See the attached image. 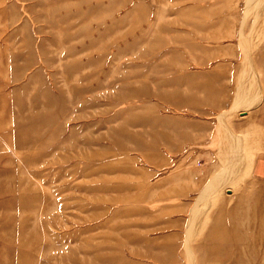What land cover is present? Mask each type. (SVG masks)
<instances>
[{
  "label": "rangeland",
  "instance_id": "rangeland-1",
  "mask_svg": "<svg viewBox=\"0 0 264 264\" xmlns=\"http://www.w3.org/2000/svg\"><path fill=\"white\" fill-rule=\"evenodd\" d=\"M263 218L264 0H0V264H264Z\"/></svg>",
  "mask_w": 264,
  "mask_h": 264
},
{
  "label": "bare ground",
  "instance_id": "bare-ground-1",
  "mask_svg": "<svg viewBox=\"0 0 264 264\" xmlns=\"http://www.w3.org/2000/svg\"><path fill=\"white\" fill-rule=\"evenodd\" d=\"M247 2H248V4L252 7L253 6V4L255 5L256 4V0H247ZM251 3V4H250ZM260 13V12H259ZM260 15V14H259ZM250 39V38H249ZM244 87H242V89H240V94H238L237 95V97H236V103H235V105L237 106V107H241V108H248V107H250V106H252L254 103H255V99H256V96L254 95V97L252 98V99H250L249 97H247V94H246V90H247V85L244 83ZM252 84L250 83V85H249V87H248V91H247V93L249 92V91H251L252 90ZM246 94V95H245ZM221 134V133H220ZM218 139V138H217ZM235 139H236V137H234L233 135H231V133L229 132V131H227V134H226V141H227V152H226V150H225V152H226V154H224V155H227L228 157H231V156H233V153L235 152V150H236V148L239 146L236 142H235ZM221 140V139H220ZM222 148V147H221ZM224 152V151H223ZM243 154H242V151H241V153L239 154V158L235 161V163L233 164L234 166H236L237 164L239 165V161H240V158H242L241 156H242ZM222 156H223V154H222ZM227 157V158H228ZM148 158V157H147ZM245 158V157H244ZM242 160V159H241ZM243 163H244V161H243ZM125 164V163H124ZM241 164V163H240ZM122 166V165H121ZM240 166H238L237 168H239ZM232 168V167H231ZM233 169H235L234 167H233ZM239 170H240V168H239ZM230 171V170H229ZM228 171V172H229ZM235 171V170H234ZM236 171H237V169H236ZM232 172V171H231ZM230 173V172H229ZM233 173H235V172H233ZM237 174H238V172H236ZM224 175H226L225 173H223ZM223 174L222 175H220V176H218L217 177V179H218V181L219 182H221V181H224L225 180V178L226 177H224L223 176ZM235 177V176H234ZM230 178H232V177H230ZM229 178V179H230ZM217 184V183H216ZM142 186V185H141ZM140 186V187H141ZM214 185H211L210 187H208V188H206V189H204L203 190V192H206V191H213V189H214ZM209 192H207V193H209ZM249 211H246L245 212V214L247 215V217L249 216ZM264 219V218H263ZM241 220V219H240Z\"/></svg>",
  "mask_w": 264,
  "mask_h": 264
}]
</instances>
